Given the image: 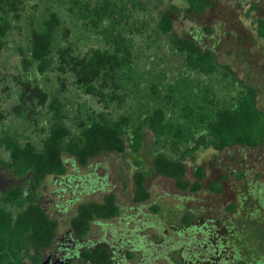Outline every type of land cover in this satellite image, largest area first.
Segmentation results:
<instances>
[{
	"label": "rangeland",
	"instance_id": "374dc122",
	"mask_svg": "<svg viewBox=\"0 0 264 264\" xmlns=\"http://www.w3.org/2000/svg\"><path fill=\"white\" fill-rule=\"evenodd\" d=\"M209 2L195 14L183 0H14L0 51V140L10 134L42 147L55 99L63 103L65 123L75 135L94 120L127 123L124 153L104 154L86 166L65 154L67 175L49 177L38 189L40 204L58 222L56 240L41 254L40 264H90L82 251L102 246L114 264H264V142L258 148L185 152L243 86L257 90L256 105L264 113V40L257 33L264 0ZM171 8L173 30L160 34L157 25ZM52 13L60 24L52 65L41 73L30 49ZM176 38L211 52L217 73L191 70L172 48ZM99 56L109 57L108 65L92 78L86 74L88 64ZM115 56L126 60L121 64ZM159 107L171 128L164 147L145 130L142 148L134 151V128ZM174 142L178 152L172 150ZM158 150L179 159L185 154L186 179L196 181V170L203 168L204 187L221 181L223 192L180 191L174 180L157 172ZM8 158L0 146V159ZM139 170L147 174L150 193L144 204L133 201V176ZM17 186L25 195L36 190L30 177L18 178L0 167V197ZM110 194L116 196L120 216L95 221L86 238H77L71 229L77 208ZM24 262L33 264L26 257Z\"/></svg>",
	"mask_w": 264,
	"mask_h": 264
},
{
	"label": "trees",
	"instance_id": "16d2710c",
	"mask_svg": "<svg viewBox=\"0 0 264 264\" xmlns=\"http://www.w3.org/2000/svg\"><path fill=\"white\" fill-rule=\"evenodd\" d=\"M183 1L187 5V11L195 14H202L210 5L209 0ZM12 8L15 9L14 0H0V51L11 27L7 19ZM174 11L175 8H171L162 14L157 25L160 34H168L173 30ZM59 24L58 16L52 13L45 20L43 31L34 34L30 54L38 63V70L41 73L46 72L52 65L51 50ZM257 33L259 38L264 40V19L258 21ZM172 48L184 58L185 64L191 70L205 75L217 73L213 54L201 51L194 41L176 38L172 42ZM109 57L99 56L96 62L88 64L89 73L86 74L91 73L92 78L100 77L99 69L107 67ZM115 58L118 62L121 61V64L126 60L123 58L120 60L117 56ZM256 99L257 90L243 86L234 103L218 110L210 119L206 133L195 137L193 139L195 146L190 150L187 147L185 152L200 148H213L220 152L237 146L258 148L264 142V113L257 108ZM50 109L53 111V123L48 136L43 140L42 147L39 148L31 142L23 144L10 134H6L0 140V146L9 156L8 160L0 159V167L12 171L18 178L30 177L36 189L25 195L24 189L17 186L0 197V264H25L24 257L29 258L33 264H40L41 253L49 249L56 240L58 222L51 219L40 204L38 189L49 177L67 175L65 154L75 159L79 165L86 166L92 159L104 154H121L127 150L125 121L107 118L94 120L82 128L79 135H75L65 123L63 103L55 99L51 102ZM145 130H149L154 135L155 144L163 148V141L171 133L167 112L161 107L156 108L134 128L130 139L131 147L136 152L142 148ZM172 147L173 152L180 149L178 142H174ZM184 156L179 159L158 150L154 155L155 168L161 176L174 180L180 191L198 193L206 188L216 194L223 192V185L219 181L211 182L204 187L206 173L200 167L195 172L196 181H188L187 167L182 161ZM146 182L147 174L144 171L134 173L133 201L136 204H144L150 199ZM5 204L12 205L15 209L9 211ZM120 214L116 196L106 195L101 201L81 204L71 219V229L77 238L84 239L95 221L113 220ZM189 220L186 216L185 221ZM82 257L91 264H113L109 250L105 247L85 249Z\"/></svg>",
	"mask_w": 264,
	"mask_h": 264
},
{
	"label": "flooded vegetation",
	"instance_id": "af4514ba",
	"mask_svg": "<svg viewBox=\"0 0 264 264\" xmlns=\"http://www.w3.org/2000/svg\"><path fill=\"white\" fill-rule=\"evenodd\" d=\"M219 182H221V181H219ZM221 183H222V182H221ZM222 185H223V184H222ZM54 242H55V241H54ZM53 244H54V243H53ZM52 246H53V245H52ZM52 246H51V247H52ZM51 247H50V248H51ZM102 247H103V246H102ZM50 248H49V249H50ZM98 248H100V247H97V248H94V249H89V250H95V249H98ZM105 248H106V247H105ZM49 249H47V250H45V251H48ZM87 249H88V248H87ZM107 249H108V248H107ZM84 250H85V249H84ZM84 250H83V251H84ZM108 250H109V249H108ZM45 251H44V252H45ZM83 251H82V252H83ZM44 252H43V253H44ZM109 253H110V251H109ZM41 254H42V253H41ZM81 256H82V253H81ZM110 257H111V253H110ZM82 258H83V257H82ZM83 259H84V258H83ZM84 260H86V259H84ZM111 260H112V257H111ZM86 261H87V260H86ZM87 262H89V261H87ZM89 263H90V262H89ZM112 263H113V260H112ZM90 264H91V263H90ZM113 264H114V263H113Z\"/></svg>",
	"mask_w": 264,
	"mask_h": 264
}]
</instances>
